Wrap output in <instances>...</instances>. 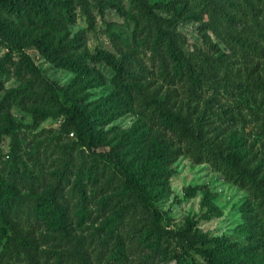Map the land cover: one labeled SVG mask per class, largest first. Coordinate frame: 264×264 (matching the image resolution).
I'll return each mask as SVG.
<instances>
[{
  "label": "rangeland",
  "instance_id": "rangeland-1",
  "mask_svg": "<svg viewBox=\"0 0 264 264\" xmlns=\"http://www.w3.org/2000/svg\"><path fill=\"white\" fill-rule=\"evenodd\" d=\"M40 2L43 11L25 7L20 15L0 7V21L62 103L89 114L94 143L78 141L44 82L0 35V181L14 187L0 200V264H206L185 244L150 237L154 221L164 230L189 227L223 264H264V0ZM143 6L192 19L154 21ZM34 39L79 64L52 63ZM157 100L186 116L202 140L165 124ZM229 152L257 168L261 185L227 165ZM98 153L116 156L151 208L125 191L118 168ZM53 186L61 229L35 215Z\"/></svg>",
  "mask_w": 264,
  "mask_h": 264
},
{
  "label": "trees",
  "instance_id": "trees-1",
  "mask_svg": "<svg viewBox=\"0 0 264 264\" xmlns=\"http://www.w3.org/2000/svg\"><path fill=\"white\" fill-rule=\"evenodd\" d=\"M0 7L11 13L22 14L25 10V7L31 9L43 11L40 0H0ZM144 13L154 21H162L166 24H183L186 20H191V16H186L184 19H180L178 16L174 17H163L154 11L150 6H143ZM101 12H104V7L101 8ZM0 35L2 38L7 41V45L11 47L10 55L14 51L19 53V63L21 66L30 74H32L36 79L42 80L50 92V100L54 105L58 107L56 110L57 114L61 113L65 117V123L71 126L77 134L78 141L84 145L90 146L94 143V129L93 122L90 120L89 114L78 107L67 106L62 103L59 91L53 83L49 82L43 76L39 67L35 64L29 54L23 52L22 46L19 43L17 37L9 32L5 23L0 21ZM241 43H246L244 39H236ZM31 45H35L38 50L48 58L52 63L57 65L77 67L79 61H72L64 57L57 56L53 51L42 41L41 39H34L30 42ZM171 51L176 56L177 62H180L178 58L179 54L175 52V49L171 47ZM102 59H105L108 63H111L108 58L103 56ZM117 73L123 78L124 74L127 73V69L124 67L123 63L116 65ZM126 88H130L131 84H125ZM155 111L160 115L162 120L172 129L178 128L184 134L189 135L190 137L201 141L202 137L199 132H195L189 125L186 116L181 115L180 113L172 112L169 108L165 107L163 103L159 100L155 101ZM50 115V114H48ZM69 155V153H68ZM96 159H103L106 161L113 162L118 168L120 175L124 178V188L127 193L135 197V201L145 208H151V200L145 190L137 184V182L130 176L127 169L122 166L121 162L116 158L112 153H98L94 156ZM224 159L227 165L238 175L246 177L251 182L256 185H261L262 180L257 177V168L250 169L245 164L241 163L240 158L236 153L229 152L224 156ZM72 156L69 155L68 158L64 161L62 174L68 173L69 165L71 163ZM6 193L8 195L14 194V187L9 184H5L0 181V200L2 195ZM57 188L51 187L46 191L45 196L39 198L36 203V212L35 215L37 218L41 219L49 225H53L56 228L61 229L64 219V210L60 207L57 202ZM129 209V205H126L119 211V214L122 215L125 211ZM150 237H155L156 239L161 238H170L176 240L179 244H182L194 251L199 255L206 264H223L220 260L219 250L218 249H209L203 248L201 238L196 240L192 234H190V229L185 228L183 230H164L161 228L158 221H154L148 231ZM4 237L0 233V247L3 245ZM13 243L21 247L26 248L29 241L22 238L15 237L12 239ZM198 242H201L199 245Z\"/></svg>",
  "mask_w": 264,
  "mask_h": 264
}]
</instances>
